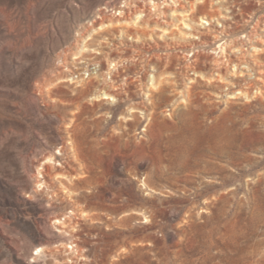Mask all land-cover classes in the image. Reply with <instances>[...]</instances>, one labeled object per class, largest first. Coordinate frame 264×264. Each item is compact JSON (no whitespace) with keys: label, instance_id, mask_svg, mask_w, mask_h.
I'll return each instance as SVG.
<instances>
[{"label":"rangeland","instance_id":"obj_1","mask_svg":"<svg viewBox=\"0 0 264 264\" xmlns=\"http://www.w3.org/2000/svg\"><path fill=\"white\" fill-rule=\"evenodd\" d=\"M193 1L0 0V264H264V86L250 102L221 103L216 85L189 73L185 103L167 78L154 97L115 105L95 99L98 82L75 89L61 76L64 62L95 73L98 60L123 59L128 82L139 67L150 88L175 55L200 53L204 72L216 34L250 31L264 65V0ZM202 32L206 48L186 55ZM142 100L154 114L128 115ZM52 155L67 176L39 175ZM71 211L67 228L55 224Z\"/></svg>","mask_w":264,"mask_h":264},{"label":"bare ground","instance_id":"obj_2","mask_svg":"<svg viewBox=\"0 0 264 264\" xmlns=\"http://www.w3.org/2000/svg\"><path fill=\"white\" fill-rule=\"evenodd\" d=\"M208 1L209 0H196V2L193 1L192 2V8L194 10L196 9L195 7H197V9H201V8H203V6L207 5ZM168 4L169 3L166 2L165 6L167 7ZM162 6H163L162 4L155 3V10H157V12L159 14L162 13V11H161ZM123 14H124V11L122 10L121 15H123ZM128 14L130 15L128 17H131V10H130V13L128 12ZM98 17H101V16H98ZM124 18H127V17H124ZM131 18H133V17H131ZM204 19L205 18H203V19L201 18L202 23L207 24L205 22L206 20H204ZM115 20L117 23L120 22L119 19L117 20L115 18ZM106 21H108V20H106ZM109 21H110V23H109ZM109 21L105 22L103 20L102 22H100V24H96V25H99L98 27H100V29H103L106 26V23H109L108 27H113L114 23H116V22H114V20L112 18H110ZM94 25H95V22L92 21L91 26H93L92 29L95 32L96 28H94ZM209 25H211V24H209ZM259 28L263 29L262 27H257V26L254 27L255 30H259ZM217 33H219V32H217ZM220 33L223 36L225 34V29L222 28V31ZM253 36L254 37H261L260 34L252 33L251 31H250V33H245L243 37L239 36L237 38L233 37L232 35L231 36L230 35H224L220 39V37H218V35L216 34L214 37L216 39L215 45H217L218 42L223 41V43H221L215 47V49H214L215 55L213 56L211 66L209 68L207 67L208 68L207 71L199 72L200 70L197 71V68L195 66V65H197L196 62L198 61V59L200 57V55H199L200 53L199 54L195 53V58L193 59L194 61L191 60L189 58V56L188 57L185 56L184 58L181 59L178 55H175L176 58H178V63L174 65L175 66V69L173 68L174 72L170 73L169 77H166V78H163L160 75L157 77L156 74H153V79L150 80V81H152V85L150 88H149L148 83H145L144 81L141 80L142 73H141V71L139 72V67H138V69H136V72H135V74H139V76L134 75L133 79H131L133 81L128 82L129 77H132V76H130L129 74H122L120 72L121 69H123V68L127 69L126 66H128V62H124L125 60H123V59H118V60H115L114 58L107 59V63L105 66H103V64L101 63V60H98L97 64L99 65V67H95L94 70L99 69V71H95V73H92L91 65H89V66L85 65V66L79 68V67L75 66L76 65L75 62L74 63L73 62L72 63H65L64 62V72H62L63 75H61V76L65 79V83L67 82V84H70L71 87L76 85V87H73L75 89H80L83 87L86 88V86L89 85L90 83H92L93 81L98 82L100 84L101 88L96 90V93L94 95L95 99L113 100L116 103L115 105H117L120 102V100H121V98H123V96H126V95L130 96L131 93H133V96L135 99L139 98L140 94H142V93L146 94L147 96L154 97L156 92H159V90L161 89V85L164 83V81L167 78L173 84V88H174L173 91H174L175 98L181 97L183 101H179V102L185 103L186 97H189V98L191 97V91L189 89H191L192 87H189V89H187L188 87H185L183 84L181 85V82H184V78H187L189 73L190 74L193 73L195 75V78L197 75L198 82L200 81L201 84H205L208 87H209V85H216L217 88L214 90L217 92L215 94H217L222 99H224L223 101H219L221 103L224 101L230 102V98H228L229 96H231L235 99H246V101L250 102V100H252V99H257V98L263 96L262 87L264 86V84L258 85L255 82L258 80L259 81L262 80L260 76L259 77L257 76V73L258 74H259V72L264 73V65L258 59L252 58L250 56L249 50L251 48L250 47L251 45H249V42ZM205 37H207V34L205 32H202L201 34L199 33L198 40H200V42H202V45L198 44L196 42L195 44H193L191 46V51H186L185 54L189 55L190 52L191 53L194 52L197 48H201V47L203 48L205 45H207V42L205 41ZM211 37H212V35H211ZM204 48H206V47H204ZM253 48L256 49L255 47H253ZM229 50H236V52H234L233 55L231 56V55H228V53H227ZM121 51H123V50H121ZM204 52H206V51H204ZM136 53H138V52H136ZM81 54H83V52H81ZM165 54H166L165 59H168L169 63H173L174 59H171V58H173L172 53L170 55H169V53H165ZM79 55L80 54L76 52L73 57H76ZM136 58L137 57L133 58L134 63H132V65H134V66H138V64L136 62ZM70 65L75 67L74 70L70 69L68 67ZM95 66H96V64H95ZM198 68H199V66H198ZM187 72H188V74H187ZM87 74H88V76H87ZM149 74H147V77H146L148 79V82H149V77H151V75H152V74L151 75H149ZM182 77H184V78L182 79ZM195 78L190 77L189 80L191 81V83H195V80H194ZM120 80H122L121 84L119 83ZM135 86H136L137 91H131L132 87H135ZM145 88L148 90L154 91L153 94L148 95V92L146 93L144 90ZM186 103H187V101H186ZM180 105H182V104H180ZM129 108L130 109L128 110V115L136 116L137 115L136 111L139 110L140 112H142L145 115L144 117L149 119L154 114L153 111H151L150 109H148L146 107L143 100L138 101L137 104H131L129 106ZM131 119L132 118L129 116L128 120H131ZM47 160H48V162L45 164V169H42L41 171H39V175H41L43 177H45V176H48V177L51 176L52 177V176H58V175L67 176L66 174H63L62 169H60L59 167H56L55 165H52V163L57 162L56 157H53V155H52V157H49ZM61 167H62V165H61ZM43 182H44V184H46L45 181H43ZM66 193H68V192H66ZM73 215H74V211H71V213H69V215L67 217H65L64 221L56 220L55 224H58L61 228H67L68 223L66 221L68 218H69V220H72ZM62 232L65 233L66 230H63ZM69 249L67 247V251L70 253V255L79 257L80 249L78 248L77 243H75L73 241L72 246L69 247ZM70 262H71V260H70Z\"/></svg>","mask_w":264,"mask_h":264}]
</instances>
